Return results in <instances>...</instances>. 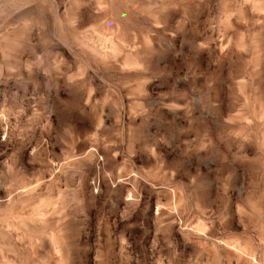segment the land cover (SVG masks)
I'll return each instance as SVG.
<instances>
[{"label": "rangeland", "instance_id": "obj_1", "mask_svg": "<svg viewBox=\"0 0 264 264\" xmlns=\"http://www.w3.org/2000/svg\"><path fill=\"white\" fill-rule=\"evenodd\" d=\"M0 132V264H264V0H0Z\"/></svg>", "mask_w": 264, "mask_h": 264}, {"label": "snow or ice", "instance_id": "obj_2", "mask_svg": "<svg viewBox=\"0 0 264 264\" xmlns=\"http://www.w3.org/2000/svg\"><path fill=\"white\" fill-rule=\"evenodd\" d=\"M246 2H248V0H246ZM0 139H4L2 132H0ZM28 151H31L30 147L25 152V162H26V157H27ZM3 159H4L3 157H0V161H2ZM0 194H2V193H0ZM128 199L131 200L132 199L131 196H129ZM153 211H155V199L154 198H153Z\"/></svg>", "mask_w": 264, "mask_h": 264}]
</instances>
